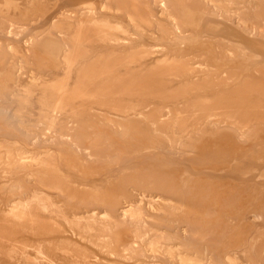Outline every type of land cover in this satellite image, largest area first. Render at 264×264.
Segmentation results:
<instances>
[{"label": "rangeland", "instance_id": "obj_1", "mask_svg": "<svg viewBox=\"0 0 264 264\" xmlns=\"http://www.w3.org/2000/svg\"><path fill=\"white\" fill-rule=\"evenodd\" d=\"M1 110L0 264H264V0H0Z\"/></svg>", "mask_w": 264, "mask_h": 264}, {"label": "bare ground", "instance_id": "obj_2", "mask_svg": "<svg viewBox=\"0 0 264 264\" xmlns=\"http://www.w3.org/2000/svg\"><path fill=\"white\" fill-rule=\"evenodd\" d=\"M82 30H83V29H82ZM81 33H82V32H81ZM3 113H5V112H4L3 110H1V111H0V114H3ZM110 122H111V121H110ZM113 127H114V126H113ZM225 150H226V149H225ZM221 154H222V153H221ZM204 155H205V154H204ZM231 155H232V154H231ZM93 177H94V176H93ZM93 177H92V178H93ZM224 194H225V193H224ZM218 198H219V197H218ZM240 257H241V256H240Z\"/></svg>", "mask_w": 264, "mask_h": 264}]
</instances>
